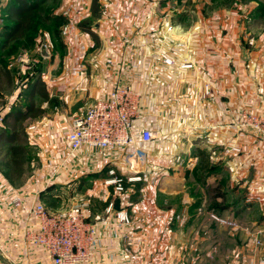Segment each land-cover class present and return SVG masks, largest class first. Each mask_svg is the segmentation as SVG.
Masks as SVG:
<instances>
[{
    "label": "crops",
    "instance_id": "crops-1",
    "mask_svg": "<svg viewBox=\"0 0 264 264\" xmlns=\"http://www.w3.org/2000/svg\"><path fill=\"white\" fill-rule=\"evenodd\" d=\"M0 1L2 7L7 2ZM158 3L111 0L100 5L98 27L94 23L92 29L102 41L98 49L92 34L80 27L93 15L94 0H61L63 16L71 11L66 19L72 29L63 37L60 62L40 72L44 97L38 99L43 114L24 118L28 104L24 105L26 94L21 96L24 101H17L19 92H12L4 106L0 104L1 111H8L0 127V264H54L44 248L25 240L24 231L36 228L38 222L21 211L16 199L29 206L41 200L55 210L63 202L68 204V195L76 190L90 202L88 218L97 224L91 259L80 264H264V237L263 245L257 246L253 235L256 227L264 226V141L238 127L244 110L264 113V35L253 37L246 26L252 10L245 15L241 7H222L190 25V48L183 53L176 50L173 35L160 28ZM13 23L1 8L0 55L8 51L3 42L11 35L3 28L11 29ZM163 39L173 40L167 50L161 47ZM184 57L190 58L192 68H180ZM167 58L175 64H167ZM11 66L10 84L15 85L18 67ZM2 79L0 88L9 83ZM125 84L142 93L138 129L151 127L161 138L147 147L146 178L128 183L126 198L116 199V208L126 206L133 221L120 227L115 213L107 214L104 201L105 193L114 190L105 184L108 169L116 167L120 172L115 164L118 153L84 148L71 162L65 160L73 118ZM206 84L211 85L210 95ZM37 88L31 87V97L39 95ZM14 104L22 106L16 109ZM166 123L173 124L167 128ZM30 125L36 129L29 130ZM19 144H25L23 169L19 177L9 179L5 164L10 148ZM235 144L243 152L224 156V149ZM185 145L188 150L180 148ZM202 150L210 154L216 170L210 176L199 171V180H194ZM188 155L195 160L193 169L185 164ZM179 159L183 160L180 171L174 168ZM118 163L123 167V162ZM188 185L193 192L184 191ZM222 186L231 190L233 199L213 212L237 221L238 227L210 218L206 189ZM251 197L257 204L249 203ZM123 234L132 235L134 245L123 242ZM230 248L233 254H228Z\"/></svg>",
    "mask_w": 264,
    "mask_h": 264
},
{
    "label": "built area",
    "instance_id": "built-area-1",
    "mask_svg": "<svg viewBox=\"0 0 264 264\" xmlns=\"http://www.w3.org/2000/svg\"><path fill=\"white\" fill-rule=\"evenodd\" d=\"M101 2L100 5L104 6L110 3V0H101ZM1 5L0 1V13ZM70 15V10L64 12L66 18ZM71 29L72 25L67 20L63 25V35H69ZM39 47V52L36 50L31 53L25 50L18 56L17 66L21 77L30 74L39 63L51 59L53 55L51 43L44 41ZM183 51L187 49L183 48ZM165 62L169 65L175 64L173 58H167ZM179 65L181 69L194 66L188 57H184ZM205 92L210 95V84L205 85ZM141 107L142 93L138 89L130 84L116 86L107 95L89 104L85 114L75 116L67 133L69 153L65 161L68 163L72 161L76 152L84 148L95 149L98 153H118L115 164L120 172L116 167L108 169L105 184L113 186L114 190L105 193L104 201L107 203V214L115 213L116 224L120 227H128L133 221L126 206L116 208V199L126 198L128 183L143 181L146 178L150 165L147 147L158 139V134L151 127L138 129V121L142 118ZM7 112V109L0 112V127L5 123ZM238 127L255 133L264 141V113H243ZM28 129L33 131L36 125H30ZM242 152L240 144H235L226 147L223 155L229 156ZM118 161L123 162V167ZM76 191L68 195L67 201H70L68 204L63 202L62 206L55 210H51L41 200L29 206L22 203L20 199H16V204L20 205L21 211L30 214L38 222L36 228L24 231L25 240L44 248L54 264L89 262L92 247L97 241V224L90 222L88 218L90 202ZM210 218L229 227L239 226L237 221L215 213H211ZM253 235L256 238V245H263L264 226L256 227ZM121 239L129 246L135 243L134 237L130 234H123Z\"/></svg>",
    "mask_w": 264,
    "mask_h": 264
},
{
    "label": "rangeland",
    "instance_id": "rangeland-1",
    "mask_svg": "<svg viewBox=\"0 0 264 264\" xmlns=\"http://www.w3.org/2000/svg\"><path fill=\"white\" fill-rule=\"evenodd\" d=\"M5 1H8V0H5ZM99 2H101V0H99ZM60 3H61V0H45V1H43L41 7L47 8V11L45 9L44 15H47L45 13L48 12V15H51V21L48 23V25L40 24L37 27V30H36V32L38 31V35L36 37V47H38L37 49L34 50V47L31 48V46L27 47V48L25 47V48H22L20 50V52L18 53V55L14 59L10 58L11 63L15 66V70L18 67L17 66L18 56L25 50H27L31 53L35 52L36 50H37V52H39V48H40L39 46L44 41H49L51 43V45L53 47V55L49 61H44L43 64L46 66V65H50L51 63L57 64L60 62V59H61L60 54L64 53L63 51H61L60 45H62V46L65 45V43L63 41L64 35L62 33V29H63V25L67 22V19L64 16L66 19L65 23L63 25L58 24L57 16L63 15ZM105 3H107V2H105ZM158 4H159L158 5V15H160L163 19L162 20V22H163L162 27H160V28L162 29V31L165 35H173L172 39H175V41L173 43L174 44L176 43V45H175L176 50L177 51L180 50L183 53H187V51H183V48H185L187 50H189V48H190L189 47V45H190L189 34H190V31L192 30V29H190V25L193 26V24L196 21H198L200 16H205V15L208 16L209 15L208 17L210 18L209 13H211V11L219 13V11L222 9V7H225L227 9H233V8L241 7L240 11H241V13L243 12L244 14L245 13L247 14V13H249V10H252L253 14H251L249 19L248 18L245 19L246 26L248 27V30L252 32L253 37H256V36L258 37L259 35H264V33H263L264 32V0H230V1H228V0H159ZM260 9H261V11H260ZM155 14H156V11H154V15ZM179 14H180V16H179ZM217 17H219V15ZM48 26H50V27H48ZM92 29H93V27H92ZM261 33H263V34H261ZM99 38H100V36L98 37V40H96L98 49L102 45V41H100ZM256 39L258 40L259 38H256ZM172 41L173 40H171V41H165L164 40L161 47L165 48L166 50L169 49V47L172 45ZM178 43L181 44V46ZM258 43H259V41H258ZM249 44H251V43H249ZM135 46L139 47V45H135ZM182 46H184V47H182ZM6 54H7V51L4 52L2 55H0V57L2 59H5ZM40 64H42V63H39L38 65H40ZM45 66H44V68H45ZM44 68H43V70H44ZM16 72H17V75H16L15 79H17V83H16V80H15V85H13V84L11 85L10 82L9 83L6 82V84H4L5 87L0 88V104H1V106L5 105L7 97L10 96V94L13 95L14 92H19V94H20L22 88L26 85V87H28V88H26L27 92L25 93L26 94L25 101L23 100V97H21V96H18L17 101L23 100L24 105H26V104H29L30 106L33 105L36 109L41 107V102H40L41 100H40V98L38 99V96L40 97V94H41V97L43 96L42 92L44 91V87H43V85H44L43 81L44 80L41 79L38 82L35 81V83H33L32 81H29L28 78H27L28 80H22L23 77H21V74L19 73V68ZM32 72H33V70H32ZM1 85H2V83H1ZM7 85H9V86L6 87ZM32 85H33V87L38 86L39 89L37 88L36 90L38 92L40 90L39 95L34 93V95L32 94V97H31V95L29 93L31 91ZM25 94H23V95H25ZM37 99H38V101H37ZM15 103H17V102H15ZM14 105L16 106V109H19V107L22 106L21 104H19V105L14 104ZM30 106H26L24 111H27L30 108ZM0 111H1V109H0ZM252 112L262 113V112H258L256 110H251V109L243 111V113H252ZM167 124H168V126H166V127L169 128L173 123H166L165 125H167ZM174 124L177 126L176 123H174ZM157 134H158V139H160L161 136L159 135V133H157ZM189 144L190 143L188 142V145ZM188 145L182 146L180 148L188 150L189 149ZM173 148H176V147H173ZM183 152H184V150L182 151V153ZM182 161H183L182 159L176 160V165L174 166V168H176L178 171L183 169L180 166L182 164ZM194 161H193V156L188 155V158L186 159L185 164H187L189 166V168L193 169L195 167ZM193 179L199 180V177H198L196 172L194 173ZM181 188H182V186H181ZM184 189H185L184 191L186 193H189L191 190H192V192L194 191V187L190 188L189 185ZM205 195H206V197H205L206 198V201H205L206 207L210 208L212 210V212L214 211L216 213L219 212V209L221 207H225L227 205V201H231L233 199V197H232L233 193L231 192L230 189L227 190L225 188V186H222L221 190L206 189ZM250 199H251V201L249 203L253 202V203L257 204L256 203L257 201H255L254 197H251ZM231 236L233 237V236H235V234H232ZM260 248L261 247H259L257 249H260ZM229 253L233 254V249H231L230 252L228 251V254Z\"/></svg>",
    "mask_w": 264,
    "mask_h": 264
},
{
    "label": "trees",
    "instance_id": "trees-1",
    "mask_svg": "<svg viewBox=\"0 0 264 264\" xmlns=\"http://www.w3.org/2000/svg\"><path fill=\"white\" fill-rule=\"evenodd\" d=\"M43 1L45 0H8L6 4L3 5L2 15L4 12V14L7 16V20H11V21L15 20V23L10 25L11 29H6L5 27L3 28V32L4 31L9 32L11 35L8 38V40H5L3 42L4 44L3 47L4 48L7 47L6 49L9 51H7L5 59H2L0 57V84L3 80L2 78H6L5 80L9 82L12 79L11 78L12 66H11L10 58L14 59L22 48L25 47L27 48L30 46L31 48L34 47V45L36 44V37L38 35V31L36 32L37 27L40 24L48 25V23L51 21V15H48V12L45 13L47 15H44L45 9L47 11V8L41 7ZM92 9H93V15L88 19L84 20L83 22H81L80 27L83 30L92 34L95 40H98V37L96 36V34H94V31L92 30L93 23H95L100 16L99 12L101 10V6L98 0H94ZM57 19L59 25H63L66 21L63 15L57 16ZM16 39L18 40L13 42V40ZM60 47L62 49L64 46L60 45ZM9 66L11 68H9ZM44 66L45 65L43 63L38 65L37 66L38 68L35 67L33 72L28 74L27 77H23L22 80H26L28 78L29 81H32L33 83H35V81L38 82L42 78L40 72L43 71ZM25 90L26 88L23 87L19 96L25 94L26 92ZM43 94L44 93H42V95ZM42 97H44V95ZM28 106L30 105L28 104ZM43 112L44 110L41 107L36 109L32 105L30 106L26 114L23 115V117L24 118H27L28 116L37 117L40 114H43ZM7 115L8 114H6V117ZM24 145L25 144L13 145L10 148V153H9L10 159L7 161V164H5V167L7 168L6 175L9 179H15L20 176L19 174L23 169V163L25 158ZM215 170L216 167L212 164L210 154L205 150L200 151L198 155V164L196 166V173L198 177H199V171L202 172V174L204 175L210 176L215 172Z\"/></svg>",
    "mask_w": 264,
    "mask_h": 264
},
{
    "label": "water",
    "instance_id": "water-1",
    "mask_svg": "<svg viewBox=\"0 0 264 264\" xmlns=\"http://www.w3.org/2000/svg\"><path fill=\"white\" fill-rule=\"evenodd\" d=\"M95 27H98V25L96 24ZM243 56H244V57H247V53L244 52V53H243ZM118 206H119V202L117 203V208H118Z\"/></svg>",
    "mask_w": 264,
    "mask_h": 264
}]
</instances>
